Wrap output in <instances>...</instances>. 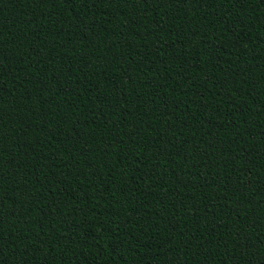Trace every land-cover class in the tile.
<instances>
[{"label":"trees","instance_id":"trees-1","mask_svg":"<svg viewBox=\"0 0 264 264\" xmlns=\"http://www.w3.org/2000/svg\"><path fill=\"white\" fill-rule=\"evenodd\" d=\"M0 264H264V0H0Z\"/></svg>","mask_w":264,"mask_h":264}]
</instances>
